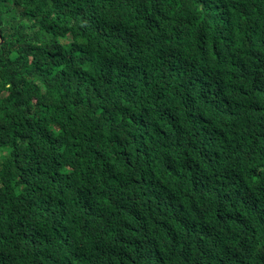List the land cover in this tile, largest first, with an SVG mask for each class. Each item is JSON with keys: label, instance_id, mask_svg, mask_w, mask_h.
<instances>
[{"label": "trees", "instance_id": "1", "mask_svg": "<svg viewBox=\"0 0 264 264\" xmlns=\"http://www.w3.org/2000/svg\"><path fill=\"white\" fill-rule=\"evenodd\" d=\"M30 260L264 264V0H0V264Z\"/></svg>", "mask_w": 264, "mask_h": 264}, {"label": "clouds", "instance_id": "2", "mask_svg": "<svg viewBox=\"0 0 264 264\" xmlns=\"http://www.w3.org/2000/svg\"><path fill=\"white\" fill-rule=\"evenodd\" d=\"M61 7H63V4L61 5ZM65 12L66 13L63 16L69 15V17H67V18H71V19L80 17V14H82L79 9L75 10L73 8H70L69 10H67ZM75 32L76 31L73 29H64L63 32L60 35H58L59 42L60 43H67V41L70 40L72 34ZM247 249H248L247 256H250L252 254V251H253V246H251V247L249 246ZM30 262H31L30 264H41V262L37 261V260H30Z\"/></svg>", "mask_w": 264, "mask_h": 264}]
</instances>
